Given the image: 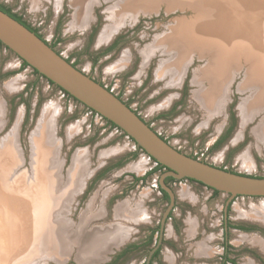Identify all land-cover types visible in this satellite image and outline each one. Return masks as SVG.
I'll return each mask as SVG.
<instances>
[{
    "label": "rangeland",
    "instance_id": "1",
    "mask_svg": "<svg viewBox=\"0 0 264 264\" xmlns=\"http://www.w3.org/2000/svg\"><path fill=\"white\" fill-rule=\"evenodd\" d=\"M19 1L21 0H0V6L11 5L12 11L16 12ZM76 1H64L56 27L52 24V13L46 14L45 19L44 14L26 4H21V11L17 13L27 25L33 26L32 32L36 36L80 73L109 86L113 95L118 96L121 101L127 102L131 96L134 97L130 107L135 110L136 104H139L142 108L137 109L138 114L150 124L151 130L158 133L176 151L224 171L264 178V148L255 138L256 130L260 127L264 130V108L260 109L262 104H259L257 99L254 101L255 89L252 87L255 86L244 83L247 82V66L243 64L237 67L238 72L233 75L229 85L227 84L224 105L222 109H216L215 103L220 102L223 97L220 95L221 89L216 92L219 95L208 103L205 98L208 99L209 94H214L216 86L213 88L205 79L196 78V72L207 64L203 57L211 56L193 50L195 53L190 51L192 56L187 53L181 57L180 48L169 40L172 38L171 31L178 26V20L192 23L203 17L201 12L194 9L193 3L183 1L179 2V5L177 2L170 10L162 4L152 12H140L135 15L115 9L116 14L110 19L107 16H111L109 10L114 8L112 5L116 1L93 0L88 12L90 18L86 16L88 22L84 28V24H80V17L82 5L88 0ZM182 5L184 6L181 7ZM75 7H78V10H75ZM107 27L121 28L107 43L98 44L99 35ZM109 46L112 48L104 51ZM145 51L151 52L144 58ZM105 57L108 59L103 60ZM21 64L19 59L0 44V102L3 106V114L0 116V152L4 149L3 143L10 138L11 149L17 160L9 177L30 176L36 159L33 160L35 147L30 138L39 127L45 106L54 103L56 110L58 109L54 125V137L59 145L58 176L66 180L73 155L84 151V175L87 177L83 187L79 188L80 191L73 193L69 190L68 198L65 201L60 199L56 209H61L58 208V212L52 211L49 221L51 217L57 221L61 214L59 220L66 223L65 227L68 226L65 232L68 236L70 234V239H74L81 231L82 235L88 237L94 233L112 232L119 226L124 232L125 227H128L129 233L124 241L117 246H106L104 259L96 264H264V220L258 221L256 217L258 210L260 216H264V206L260 203L264 204V201L256 198L245 199V206L239 212H234L231 208L233 199L227 194H215L210 189L194 183H190V191H181L178 186L172 185V181H167L165 186L171 190L176 210L163 221L167 201L152 187L153 181L157 179V183L158 176L164 170L153 174L148 162L142 172L130 170L131 165H137L143 158V151L137 149L133 141L127 139L120 131L97 120L80 103L73 102L49 81L35 75L30 69L22 68ZM173 71H178L179 75ZM140 72H152L153 76L140 84L142 82L136 78ZM176 77H179L177 81ZM19 78L20 81L17 80ZM156 78L157 83H150ZM13 82L15 84L11 91L15 90L11 92L7 86ZM222 86L224 85L222 84L221 88ZM200 100L201 103L205 102L204 105L199 104ZM242 102H245L248 110L252 106L259 107L249 110L252 116L246 121H241L239 105L243 104ZM165 103L167 105L163 109L155 107ZM158 115L162 118H156ZM16 121L19 124L15 131ZM236 134L240 138L233 143ZM108 153L109 155H106ZM241 155L248 157V167L242 166ZM145 170V174L141 175ZM54 190L55 194L61 191L59 187ZM139 200L141 204L138 209L145 218L144 223L133 225L129 221L133 214L127 212L124 214L125 218L114 217L118 204L125 202L130 208L127 207V211H131V208L134 211ZM237 202H240V199L234 204ZM249 203L259 209L250 205L248 208ZM189 221L195 226L193 238L187 235ZM8 222L9 220L6 221L0 216L2 237L6 235L1 225H7ZM54 223L52 222L53 225ZM75 228L80 230L76 231ZM155 232L158 233L155 235ZM203 237L212 238L207 242V247L212 249L213 254L208 258L196 260L195 245L201 242ZM241 237H245V241L241 240ZM253 239L260 241V245L253 246ZM86 240L89 241V238L74 244L69 241L68 244H63L61 253L55 250L49 256L28 252L13 254L7 262L0 264H28L31 261L29 264H88L80 260V249L87 243ZM5 248L6 246L0 255L4 256V251L7 250ZM168 253H171L170 258L173 257L172 262L165 258Z\"/></svg>",
    "mask_w": 264,
    "mask_h": 264
},
{
    "label": "bare ground",
    "instance_id": "2",
    "mask_svg": "<svg viewBox=\"0 0 264 264\" xmlns=\"http://www.w3.org/2000/svg\"><path fill=\"white\" fill-rule=\"evenodd\" d=\"M114 1H116L112 5V7L114 8L112 10L111 9L109 10L111 16L110 15L109 17L107 16V18L110 19L113 18L114 15L116 14V13L114 14L115 9L121 12L122 11L132 12V14L135 15L140 12L143 13L152 12L162 4L166 5L168 10H170L171 8H173L174 5H176L177 2L178 4L179 2L182 3L183 1L193 3L194 9L196 8L197 11L201 12V16L203 17H201L197 21H193L192 23L190 21L186 22L185 20L183 21L181 19L178 20L177 22L178 26L173 28V30L171 31L172 34L170 33L172 36V38L169 39L171 40V43L177 46L178 48H180L181 57L185 56L187 53H190V51L193 50L194 51L197 50L200 53H205L206 55L208 54L209 56H211V57H203L204 59H206L207 64L205 67L203 66L204 68L199 70V72H196V78L201 80L205 79V81L208 82V84H210L211 87L213 86V88L216 86V88H214V90L216 91L217 90L220 91L221 89L220 92L222 94L220 95H222L223 97L222 96H221L222 98L220 97L221 100L219 98L220 102L217 101L215 103V105H217L216 109L218 108L222 109L224 105L223 102H225V98L227 94V84L229 85V81L232 80L231 78L234 77L233 75H235L238 72L236 71L237 67L238 66L241 67L243 64L247 66V74L245 73V78L247 79V82L245 81L244 83L245 84L248 83V85L252 84L253 86H255L252 87L255 89L253 92L255 94L254 101L255 99H257L259 104H262L260 109L264 108V0H114ZM76 2H78V0ZM92 2L93 0H88L86 1L85 4L82 5L83 6L81 13L82 17H80L81 18L80 24L83 23L84 28H86L85 23L87 24L88 18H90L88 12ZM184 5H182L181 7H183ZM75 10H78V7H75ZM203 13L206 14L203 15ZM86 16L89 17L86 18ZM119 29L118 27L105 28V30L101 32V34L97 39L98 44L104 42L107 43V41H109ZM157 44H159V41ZM194 51L193 53H195ZM150 52L151 51H145L143 57L144 58L147 57L150 54ZM189 55H191V53ZM122 61L124 62V60ZM172 62L174 63V61ZM14 67L15 66H13V68ZM115 69L117 70V68ZM170 70H172V68ZM178 70L181 71L180 68ZM110 73L108 72V74ZM170 73L172 74V72ZM176 73L178 74V71L175 72V74ZM175 76L176 75H174V77ZM178 79L179 77L178 78L176 77L175 80L177 81ZM227 79L229 80L227 81ZM17 80L20 81V78ZM14 84L15 82L9 84L7 88L9 87L8 89L11 91ZM222 84L224 86H222L221 88ZM15 86H17V84ZM217 95H219V93H217ZM205 100L207 102L206 98ZM254 101L252 104H254ZM202 103L200 100L199 104L204 105L205 102ZM242 103L243 104L239 105V109L241 112V121H246L247 118L252 116V113L250 111L254 109V107L255 109H258L259 107L252 106L250 104L252 107H250L249 109L250 111H249L248 108L245 106V102ZM248 105L249 104H247V106ZM260 109L257 110V112L260 111ZM57 113H58V109L56 110V105L54 103H50L46 105L45 109H43L41 114V120L40 123L38 124L39 127L36 129L35 134L33 133V135L30 138L31 142H34V147H35V151L33 153L34 154L33 160L35 158L36 159L34 161V165L32 166L30 172L31 174L29 177H25V176H22L20 178L18 177L16 178L15 176L9 177V174L11 173V169L16 165L17 160L15 158L16 156L14 155L15 153L11 149L12 139L9 138L7 142L3 143L4 149L0 152V216L4 220L6 219V221L9 220V222L7 223V225L5 224L1 225L2 230H4L6 236L2 237L3 235L0 233V253H3L4 246H6L5 249L7 250L4 251L5 253L4 256L0 255V263L1 262L5 263L9 260V258L13 254L17 255L22 252H28L33 255L45 254L48 256L52 252H55V250L56 251L58 250V252L61 253L63 250L62 248H64L63 244L65 243L68 244L69 241H71V243L73 244L76 241H79L80 243V241L82 242L83 240L85 241L86 238L87 239L89 238V241L86 240L87 243L86 244L84 243L82 245V248L80 249L81 250L80 260L82 263L84 262L88 264H96L97 261L104 259L103 254L105 251H107L106 246L111 247L121 244L122 241H124V238H126L127 234L129 233L127 230L128 227H125L126 231L124 230L123 232L121 231V229H119L120 228L119 226L118 228L113 229L112 232L109 231L103 234L94 233L88 237L84 236V234L82 235V231H81L79 235L74 237V239H70L69 238L70 234L68 236V233L65 232V229L68 226L65 227L66 223L64 224L63 221L59 220V216L61 215L60 213L57 220L59 222H57L54 219L52 220L51 217V221L55 222L54 223L55 225H53L52 222L49 221V216L51 215L52 211L56 210L58 212V208L61 209L60 207L56 209V205L58 204V202H61L60 199L62 200L64 199L65 201L69 196L68 195L69 190H71V192L73 193H77L78 190L80 191L79 188L81 186L83 187L87 177V175H84L86 169L84 168V162L86 160L83 161V158L86 159L85 157L86 153L84 151L76 152L73 155L71 165L69 167V170L67 171L66 180L64 179L62 180L58 176L60 171L58 165V162L60 161L59 145L55 141V137H54V125H55V117ZM1 114H3L2 102H0V116ZM20 114L22 113L20 112ZM18 124L19 122L16 123L14 129L15 131L17 130L16 128L18 127ZM0 126H1V122H0ZM236 135L233 143H235L240 138L238 134ZM255 138L258 140V143L262 145L261 147L264 148V130H262L261 127L255 131ZM111 153L112 152H110V154ZM106 155H109V153ZM146 162L147 161L145 160V158H142L141 161L137 163V165H134L133 167L131 165L130 170H134V172L137 173L142 172L143 169H145L144 167H146L145 166ZM240 162L241 164H243L242 165L243 167L244 166L248 167L249 166L248 163L250 161L246 155L244 156L241 155ZM60 163H62V161ZM57 187H59L61 191L55 194V192L53 191H55L54 189ZM66 204L69 205V203ZM140 204L141 201L139 200V202L135 206L137 209L134 208L133 211L131 208V211L129 210L127 211L128 204L125 202L120 203L116 206V208L114 207L115 208L114 217L116 216V217L125 218L124 214L127 212L130 215L133 214L130 216L131 218L129 219V221H131L133 225L139 224L140 222L144 223L145 218L142 216V214H140L141 211H139L138 209L140 207ZM256 208L259 209V207ZM259 211L260 210H258V212ZM258 212L256 213V217L258 218V221L261 220L263 222L264 216L262 215L260 216ZM119 224L121 223H118V225ZM81 227L82 226L80 225V228ZM187 227H188L187 229L188 231L187 230L186 231L188 237L193 238V236L195 235L194 224L189 221ZM80 228L77 230L75 228V230L78 231L80 230ZM69 230H71V228ZM245 239H246L245 237H241V240L245 241ZM211 240L212 238L210 237H203L202 241L195 245L197 246V249L195 250L196 252L195 255L197 257L196 260H199L201 258H208L213 254L212 249H209V247H207V242L209 243ZM259 242L260 241L253 239L252 245L253 246L260 245ZM101 252L102 255H100ZM170 254L171 253H168L165 258L171 260L172 262L173 257L170 258ZM31 262H28V264Z\"/></svg>",
    "mask_w": 264,
    "mask_h": 264
},
{
    "label": "water",
    "instance_id": "3",
    "mask_svg": "<svg viewBox=\"0 0 264 264\" xmlns=\"http://www.w3.org/2000/svg\"><path fill=\"white\" fill-rule=\"evenodd\" d=\"M0 44L54 87L114 125L133 141L136 148L167 169L160 177V187L169 196L170 205L162 220L173 205L171 191L164 184L166 178L192 180L227 194L230 198H264V178L224 171L176 151L159 138L125 103L89 76L80 73L32 31L2 11Z\"/></svg>",
    "mask_w": 264,
    "mask_h": 264
},
{
    "label": "flooded vegetation",
    "instance_id": "4",
    "mask_svg": "<svg viewBox=\"0 0 264 264\" xmlns=\"http://www.w3.org/2000/svg\"><path fill=\"white\" fill-rule=\"evenodd\" d=\"M64 1L65 0H25V2L23 1V0H21V1H19V6H17L16 5V8H17V10H16V12H13L12 11V7L13 6H11V5H9V6H7V7H3V6H0V8H2L3 10H5V11H8V13L11 15V16H13V17H15V18H18V19H20V21L22 22V23H24L30 30H33V26L32 25H27L26 23H25V21H24V19L22 18V16L20 15V14H18L17 12L18 11H21V4H26L28 7H31V8H33L34 7V10L35 11H39L40 13H42V14H44V18L45 19H47L46 18V14H49V13H52L53 14V18H54V21H53V27H56V24L58 25V23H57V21L56 20H58V17H59V13H62V10H63V6H64ZM13 5H15V3H12ZM31 11V10H30ZM105 12V10L103 11V13ZM106 17V16H105ZM104 17V21H106V18ZM101 21H102V19H101ZM98 24L100 25V23L98 22ZM104 26V25H103ZM40 38V37H39ZM108 46V45H107ZM112 48V46H109V47H106L105 48V50L104 51H108L109 49H111ZM106 51V52H107ZM104 53V52H103ZM106 59H108V57H105V58H103V60H106ZM126 60V59H125ZM125 60H124V62H125ZM102 62V61H101ZM153 72V71H152ZM152 72H146L145 74H143V73H141L140 72V74L138 75V76H136V78H138L139 79V81L140 82H142V83H140V84H143V82H144V80H148L149 78H151L152 76H153V74H152ZM150 74V75H149ZM152 74V75H151ZM136 78H133V79H136ZM143 78V79H142ZM138 79H137V81H138ZM157 78H156V80L155 79H153L152 80V82L150 81V83H152V84H154V83H157ZM95 82H97V83H99V84H101L100 83V80H98V79H96L95 80ZM101 86L102 87H104L107 91H109L110 89L108 88L109 86H107V85H104L103 83L101 84ZM131 94V93H130ZM118 99H120L118 96H116ZM131 99H129V100H127V102H124V101H122L123 103H125L126 104V106L131 110V111H133L141 120H143V122H145V120L140 116V114H138V112H137V109H140V108H142L141 106H139V104H136V107H135V110H133L131 107H130V105H131V102H132V100L134 99V97H130ZM146 103V102H145ZM156 103V102H155ZM154 103V104H155ZM166 105H167V103H165V104H162V105H155V107H160V108H165L166 107ZM154 107V106H153ZM148 114V113H147ZM156 118H162L161 116H156ZM106 121V120H105ZM106 124L107 125H109V127H111L110 126V123L108 122V121H106ZM145 124H147V126H150V124H148L147 122H145ZM160 170H164V172L163 173H161L159 176H158V190L160 191V195L159 196H161V198L163 199V200H165V201H167V205H166V209L165 210H167V208L169 207V205H170V199H169V196L167 195V193H165L162 189H161V187H160V177L164 174V173H166L167 172V170L166 169H159V170H157L156 168H153L152 169V173L153 174H155V173H157L158 171H160ZM167 179L168 178H166L165 180H164V184H166V182H167ZM170 181H175V179H172V180H170ZM191 182H192V180H191ZM195 183H197V182H195ZM197 185H203V184H200V183H197ZM167 187V186H166ZM212 190V189H211ZM171 191V190H170ZM213 192H214V190H212ZM174 195V194H173ZM174 200L176 201V196L174 195ZM176 202H174L173 201V205H172V207L170 208V210L168 211V214L167 215H170V213L171 212H173L174 210H176V207H175V204ZM167 218V217H166ZM164 221V220H163ZM163 221H162V224H163ZM158 232H155V235L157 234Z\"/></svg>",
    "mask_w": 264,
    "mask_h": 264
},
{
    "label": "built area",
    "instance_id": "5",
    "mask_svg": "<svg viewBox=\"0 0 264 264\" xmlns=\"http://www.w3.org/2000/svg\"><path fill=\"white\" fill-rule=\"evenodd\" d=\"M61 57V56H60ZM63 60H65L63 57H61ZM21 62V61H20ZM22 63V62H21ZM25 68H27V69H30V70H32L31 68H29L28 66L27 67H25ZM32 72H33V70H32ZM57 89H59V88H57ZM59 92L60 93H63V95H65L66 97H68V98H70V99H72L73 100V102H77V101H75L73 98H71L67 93H65L64 91H62V90H60L59 89ZM109 92L111 93V94H113L112 93V91L111 90H109ZM78 103V102H77ZM81 105V104H80ZM86 110H88V112L90 113V115H93L97 120H100V121H102V123H106V121H105V119L104 118H102L100 115H98V114H96L95 112H93V111H91L90 109H87L86 108ZM149 127V126H148ZM150 128V127H149ZM113 129H116V131H120L119 129H117V128H113ZM151 129V128H150ZM153 131V130H152ZM154 132V131H153ZM120 133H122L121 131H120ZM159 138H161L160 136H159V134L158 133H156V132H154ZM123 134V133H122ZM127 137V136H126ZM127 139H129L130 140V138H128L127 137ZM162 139V138H161ZM163 141H165L166 142V140H164V139H162ZM167 143V142H166ZM169 144V143H168ZM170 145V144H169ZM141 157H143V158H145L146 160H147V164L148 165H150V170H152L153 168H157V166H158V164L153 160V159H151L148 155H146L145 153H143V156H141ZM147 170V169H146ZM146 170L141 174V175H144L145 174V172H146ZM157 180V179H156ZM156 180H154L153 182H154V185H153V189L154 190H158V185H157V183H158V181H157V183H156ZM190 183H194V184H197V183H195L194 181H192L191 182V180H188V179H180V180H175V181H172V185L174 186V187H177L178 186V188L179 189H181V191H190ZM203 187H205L206 189H210V188H208V187H206V186H204V185H202ZM211 190V189H210ZM212 191V190H211ZM157 193H158V195H160V191L158 190L157 191ZM231 199H233L232 200V202H231V205L233 206V207H231L232 208V210L234 211V212H239L240 210H241V208H243L244 206H245V204H244V206H243V202H244V200L245 199H251V197H242V196H237V197H234V198H231ZM238 199H240V202H237V203H235L234 204V202L235 201H237ZM255 199V198H254ZM256 199H260V200H262V201H264V198H256ZM263 206H264V204L262 203V202H260ZM259 203V204H260ZM258 204V205H259ZM250 203L247 205V207L248 208H250V206H254V207H256L255 205H253V204H251L250 206ZM244 211V210H243Z\"/></svg>",
    "mask_w": 264,
    "mask_h": 264
},
{
    "label": "trees",
    "instance_id": "6",
    "mask_svg": "<svg viewBox=\"0 0 264 264\" xmlns=\"http://www.w3.org/2000/svg\"><path fill=\"white\" fill-rule=\"evenodd\" d=\"M0 11L6 13V14L9 15L11 18H13V19L16 20L17 22H19L20 24H22L23 26H25L27 29H29L24 23H22V22L20 21V19L11 16V15L8 13V11L3 10L2 8H0ZM29 30H30V29H29ZM30 31H32V30H30ZM21 67H22V68H25V67H27V65H26L24 62H22ZM33 73H34L35 75H38L35 71H33ZM38 76H39V75H38ZM49 83H50V82H49ZM50 84L52 85V83H50ZM110 126H111V128H116V127H115L114 125H112V124H110ZM130 140H131V139H130ZM131 141H132V140H131ZM137 149H138V148H137ZM156 169L159 170V169H165V168L162 167V166H160V165H158ZM166 170H167V169H166ZM170 180H172V179H171V178H168V179H167V181H170ZM214 193L217 194L218 192H217V191H214Z\"/></svg>",
    "mask_w": 264,
    "mask_h": 264
},
{
    "label": "crops",
    "instance_id": "7",
    "mask_svg": "<svg viewBox=\"0 0 264 264\" xmlns=\"http://www.w3.org/2000/svg\"><path fill=\"white\" fill-rule=\"evenodd\" d=\"M216 92H217V91H216ZM216 92H214L213 95H210V94L208 95V96H209V98L207 99V100H208V103H209V100H210V101H213V100H214L215 96L217 95ZM210 97H211V98H210Z\"/></svg>",
    "mask_w": 264,
    "mask_h": 264
}]
</instances>
